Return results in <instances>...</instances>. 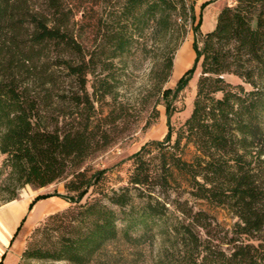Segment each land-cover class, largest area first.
Wrapping results in <instances>:
<instances>
[{"label": "trees", "instance_id": "obj_1", "mask_svg": "<svg viewBox=\"0 0 264 264\" xmlns=\"http://www.w3.org/2000/svg\"><path fill=\"white\" fill-rule=\"evenodd\" d=\"M193 5L0 0V204L59 182L70 204L33 232L52 242L21 259L115 264L109 246L123 241L141 256L160 236L152 264H264V0L223 5L193 43L192 69L165 88L176 51L197 35ZM130 60L151 64L132 103L118 96ZM195 69L190 115L175 127L174 100ZM158 106L167 131L128 158L124 185L85 166L132 122L150 128ZM218 209L232 226L209 212ZM132 218L143 227L136 236L123 226Z\"/></svg>", "mask_w": 264, "mask_h": 264}, {"label": "rangeland", "instance_id": "obj_2", "mask_svg": "<svg viewBox=\"0 0 264 264\" xmlns=\"http://www.w3.org/2000/svg\"><path fill=\"white\" fill-rule=\"evenodd\" d=\"M194 3V13L196 19L200 20V26L196 36H193L192 32L189 31L183 44L176 51L173 62V71L170 80L165 84V88L173 89L177 82L192 69L195 52L193 48V43L195 39H200L201 36L209 32L215 24L216 12L219 7L225 4H231V0H192ZM150 62L148 60H143L142 62L132 61L128 62V67L125 69L124 73H121L120 85L118 88L119 99L128 101L132 103L136 98L138 92L142 89V86L147 81V73L150 68ZM198 77V69H195L190 74V80L188 85L182 90L176 100H174V106L178 110L171 121L172 124L177 127L182 124L190 115L192 109V101L195 95V84ZM231 83H236V80L231 78H226ZM157 110L159 112V117L152 126L146 130H142L144 125L143 118L137 123H131L129 128L131 129L127 132L126 137L119 140L116 144L106 149L104 152L97 154L93 158L86 162L85 166H88L92 170H107L106 180L113 187L117 188L125 184L127 173L130 169V161L128 158L137 152L140 147L148 141L161 140L166 131V115L165 109L162 106H158ZM3 156L0 155V164ZM31 188L25 187L19 193L18 200L21 198H26V194H30ZM35 191V190H33ZM37 195H49L48 198H55L58 201L56 206V212L63 211L67 209L70 204L68 203L67 195L63 188V182L53 184L45 189L39 191ZM35 196V197H37ZM34 197V198H35ZM33 198V200H34ZM47 199V198H46ZM32 200V201H33ZM2 203V202H1ZM1 205V204H0ZM204 209L208 210L204 207ZM55 212V213H56ZM218 222L229 228L232 226L234 220L231 216L224 210H210ZM49 216V215H48ZM47 218H43L32 230L28 240L26 241V248H34L35 246L46 247L53 240V236L33 233L36 228ZM129 234L136 236L139 235L142 230V224L135 221V218L128 220L123 224ZM160 225L153 226V232H158L160 230ZM33 233V234H32ZM157 234V233H156ZM161 237L157 236L153 242V245L142 247V255L139 256L137 253L139 251L130 249L123 241H120L106 249V252L116 254L114 260H117L115 264H152L154 256L157 254V250L160 247ZM118 255V258H117ZM121 260V261H120ZM120 261V262H119ZM20 264H63L58 262L50 261H37L34 259H21Z\"/></svg>", "mask_w": 264, "mask_h": 264}, {"label": "crops", "instance_id": "obj_3", "mask_svg": "<svg viewBox=\"0 0 264 264\" xmlns=\"http://www.w3.org/2000/svg\"><path fill=\"white\" fill-rule=\"evenodd\" d=\"M222 7L218 8L216 16ZM43 189L31 190L26 198L0 205V264H20L26 241L34 227L59 210L56 208L58 201L53 197L37 201L29 207Z\"/></svg>", "mask_w": 264, "mask_h": 264}]
</instances>
